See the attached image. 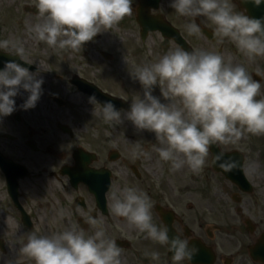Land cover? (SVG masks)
I'll use <instances>...</instances> for the list:
<instances>
[{"label": "flooded vegetation", "instance_id": "flooded-vegetation-1", "mask_svg": "<svg viewBox=\"0 0 264 264\" xmlns=\"http://www.w3.org/2000/svg\"><path fill=\"white\" fill-rule=\"evenodd\" d=\"M11 1L17 11L11 6L9 17L13 23L15 13L19 15V29L25 26L22 17L41 19L36 15V3ZM139 2L134 0L132 13L112 29L98 33L94 42L83 44L77 51L58 49L57 57L62 59L55 61L53 76L46 75L41 64L45 63L41 44L35 56L21 42L24 61L15 56L14 49H0V69L5 61L16 60L33 72L41 67L39 76L44 80L34 108L21 107L28 95L21 89L15 97L16 110L0 121V204L10 210L9 216L3 214L9 220L0 222L11 229L5 231V237L0 234V264L15 260V256H21L18 264H34L31 258L19 254L29 232L51 234L75 224L91 234L96 226L88 221L96 216L121 248L122 264H153L144 254L152 250L160 252V264H172L166 246L145 238L110 210L114 188H122L130 180L137 183L144 177L139 163H131L123 148L112 147L105 135L111 125L115 131L127 128V119L120 124L105 122L100 104L76 108L82 100L90 103L89 97L95 95L101 103L111 100L117 109L128 110L132 100L143 95L142 86L130 73L136 65L154 62L176 47L218 53L225 62L243 65L253 79L261 81L257 99L264 98V57L249 59L227 38L220 42L213 36L215 25L203 16L194 18L200 34L190 35L185 25L193 18L177 16L169 0L148 2L146 12L139 10ZM231 2L234 11L244 10L241 0ZM145 25H151L147 32ZM147 48L150 55L146 51L143 60ZM153 53L155 58L150 59ZM153 94L161 96L158 86ZM37 114L52 115L54 124L43 119V125L34 122ZM246 135L244 141L235 144L210 145L202 171L192 172L187 166L176 173L169 169L159 186L146 190L153 202V222L166 225L170 236L179 233L190 238L191 245L199 249L191 264H264V260L255 262L251 256L264 235V218L258 219L252 213L250 198L257 184L245 171L249 163L260 164V160L252 161L255 158L251 154L256 149L264 151V140L263 134ZM216 152L241 164L253 187L246 189L229 179L233 169L222 170L215 162ZM14 227L19 228L17 233Z\"/></svg>", "mask_w": 264, "mask_h": 264}, {"label": "clouds", "instance_id": "clouds-1", "mask_svg": "<svg viewBox=\"0 0 264 264\" xmlns=\"http://www.w3.org/2000/svg\"><path fill=\"white\" fill-rule=\"evenodd\" d=\"M259 6L264 0H251ZM177 14L191 17L187 32L200 34L196 17H206L215 25L213 36L220 42L226 38L249 59L264 57V17H251L246 10L234 11L231 0H169ZM36 14L41 19L25 20L26 31L36 40L60 50L77 51L98 33L112 29L133 11L132 0H36ZM12 48L24 61L25 48L19 41L0 39V49ZM37 71H30L16 60H7L0 69V117L16 110L21 89L28 93L21 107L34 108L40 99L44 80ZM138 80L143 95L132 100L128 110L117 109L111 100L101 103L95 95L90 103L100 104L105 122H132L138 130L154 133L157 143L152 150L161 161L169 162L170 170L187 166L200 172L206 163L209 146L216 143L235 144L246 134H264V98L257 99L261 81L241 64L225 62L218 53L182 47L169 49L154 62L136 65L130 72ZM159 87L161 96L153 94ZM161 97L164 101L162 102ZM133 157L151 158V152L139 141L133 143ZM215 162L225 172L238 162L215 155ZM248 165L246 172H253ZM110 210L125 218L130 226L154 243L166 246L172 264H191L199 249L191 239L179 233L169 235V228L153 222V202L147 192L125 185L110 192ZM64 215L63 212L60 214ZM96 226L89 234L75 224L51 234H27L19 254L31 258L34 264H122L121 248L107 235L98 216L88 221ZM153 264H160L157 250L145 251ZM3 264H18V259Z\"/></svg>", "mask_w": 264, "mask_h": 264}, {"label": "rangeland", "instance_id": "rangeland-1", "mask_svg": "<svg viewBox=\"0 0 264 264\" xmlns=\"http://www.w3.org/2000/svg\"><path fill=\"white\" fill-rule=\"evenodd\" d=\"M134 0H132L133 2ZM36 3V0H29V2L27 4H33ZM11 6H14L11 0H0V39H6V38H10L14 41H19V42H23V44H26V48L29 49V51L31 53H33V55H37L39 53V51L37 50V45L41 44V46L43 47V49L45 50V52H41V57L45 60V63H41L42 66L44 67L45 73L46 75H50L53 76L54 75V65H55V61L56 60H61L62 57H57L58 54V49H54L52 47H49L45 42L42 41H38L36 39H34L25 29V26H22L20 29L18 27V23L20 21V17L17 13H15V18L13 19V23H11V18L9 17V10ZM17 6V5H16ZM15 7V6H14ZM15 11L16 7H15ZM175 12V11H174ZM176 13V12H175ZM178 16V14H177ZM19 17V19L17 18ZM191 18V17H190ZM30 20V18H23L22 20L23 22H25V20ZM39 20H35V21H31L32 23L34 22H38ZM183 24V23H182ZM200 43V42H197ZM6 49V48H4ZM42 49V50H43ZM147 51V55H150V51L147 48L144 52V57L143 60H146L145 58V53ZM54 56H53V55ZM155 58V54L153 53V55L150 57V59H154ZM139 60V57H138ZM50 79V78H49ZM51 81V79H50ZM49 82V81H47ZM158 96V95H156ZM76 98V97H74ZM81 100V99H78ZM162 102H166L164 101L163 97H162ZM83 102L81 104H79L77 108V110H80V107H84L83 105H87L89 107L92 106V103H88L85 100H82ZM80 103V101H78ZM48 103V100H47ZM50 103V102H49ZM74 103H71V105H73ZM85 108V107H84ZM53 114H55V112H52ZM6 117V116H4ZM1 119H4L3 117H0V121ZM46 120V122H50L53 123V117L52 115L50 116H46L44 117L43 115L40 116V114L34 115V122L36 123H40V124H44V121L42 122L41 120ZM39 120V122H38ZM47 122V124H48ZM127 128L123 127L121 128L119 131H115L114 128L112 127V125L110 126L109 130L105 133V135L110 138L111 140V146L117 149H122V152L126 153V155L130 156L131 158V163H139V165L141 166V170L143 172V179L141 181H137L133 182V180H130L129 182H127L126 184L129 186H136L140 189H142L143 191L146 192V190H148L149 187H155V186H159L160 182L163 180V178L166 176V173L169 172L170 166H167V164H169V162H164L159 160L158 158V154L152 150V145L156 144V138H155V134L148 132L147 130H138L135 128V126L132 124L131 121L127 120ZM42 124V125H43ZM249 136H253L252 134H248ZM119 136V140H117ZM247 136V135H245ZM264 140V134L261 137ZM137 142L139 141V143L141 144V146L146 149L149 150L151 152V158L150 159H146L144 157H133L132 155V149L134 147L133 142ZM240 141H244V139L242 138ZM131 146V147H129ZM251 156L253 158H255L254 161L260 160V164H258V166H254V171L251 172V176L254 178V181H256V193L254 196H252L250 199L253 202L254 205V210H252V213L254 215H256V217H258V219H262L264 218V151L263 149L261 150V152L259 150H255ZM251 163H249L250 165ZM154 168V169H153ZM176 173V170L173 171ZM130 177V175L128 176ZM133 179V178H132ZM214 183L216 184L217 182L214 180ZM125 184V185H126ZM177 187V184H176ZM3 203V202H2ZM10 210L7 209L4 205L0 204V219L2 220H9L7 218L3 217V214L8 215L9 216ZM7 216V217H8ZM224 216V215H222ZM14 232L17 233L19 228L18 227H14ZM10 226H6L5 223L0 222V234L2 236L5 237V231H10ZM21 260V256H15V259Z\"/></svg>", "mask_w": 264, "mask_h": 264}, {"label": "water", "instance_id": "water-1", "mask_svg": "<svg viewBox=\"0 0 264 264\" xmlns=\"http://www.w3.org/2000/svg\"><path fill=\"white\" fill-rule=\"evenodd\" d=\"M157 1H159V0H157ZM154 3H155V1H154ZM242 5L247 10V15H249L251 17H257V18L264 17V3L257 6L254 3H252L251 0H242ZM142 20L144 21L145 19H142ZM149 20H151V19H149ZM149 20H146V21H149ZM144 28H146V32H147L148 30L151 29V25H145ZM84 44H86V42ZM182 44H184L183 41H182ZM216 154H217V152H216ZM242 173L243 172L241 170V164H238V166L233 169V172H232V175L230 176V178L235 180L238 183L243 182L245 180V178H244ZM261 241L262 242L258 244L255 252L253 253V257H255L257 260L258 259L264 260V259H262V257L264 258V239H262Z\"/></svg>", "mask_w": 264, "mask_h": 264}]
</instances>
